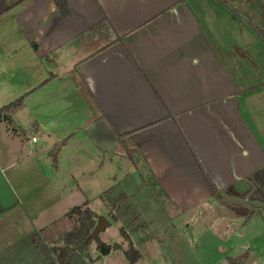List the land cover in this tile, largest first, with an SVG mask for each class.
Listing matches in <instances>:
<instances>
[{"label": "crops", "instance_id": "0c3cea01", "mask_svg": "<svg viewBox=\"0 0 264 264\" xmlns=\"http://www.w3.org/2000/svg\"><path fill=\"white\" fill-rule=\"evenodd\" d=\"M251 31L215 0H65L64 13L55 0H0V58L38 66L41 102L93 106L84 128L99 149L142 162L140 183L181 213L228 210L226 228L245 223L249 198L264 204V78L253 70L264 50ZM38 124L48 141L61 128Z\"/></svg>", "mask_w": 264, "mask_h": 264}, {"label": "rangeland", "instance_id": "374dc122", "mask_svg": "<svg viewBox=\"0 0 264 264\" xmlns=\"http://www.w3.org/2000/svg\"><path fill=\"white\" fill-rule=\"evenodd\" d=\"M254 37L251 43L257 41L264 50ZM18 53L15 56L21 58ZM13 57L6 61L0 58V107L22 98V107L13 113V122H0V264H51V259L41 253L63 245L62 238L74 228L75 221L67 218L66 212L84 203L95 213L96 223L101 217L110 221L98 238L121 247L113 250L108 262L95 264H227L224 255L235 258L240 253L248 256L243 264H264V212L259 216L257 211L264 204L260 200H247L251 210L243 213L245 223L236 228H226L232 214L228 216L231 212L221 208L201 215L198 211L181 213L156 189L152 191L142 162L138 161L136 167L129 158L121 161L96 146L100 138L84 128L94 121L93 106L41 102L38 66L22 63L23 70H18L8 61ZM259 68L253 70L264 78V68ZM31 89L34 91L27 94ZM38 119L47 128L61 127L51 141ZM70 122L73 129L66 133L65 125ZM32 136L36 144H31ZM62 142L64 147L54 155ZM12 160L17 165H8ZM112 186L117 193L111 197L119 192L126 196L114 207L110 200L101 199ZM254 196L261 195L256 190ZM138 211L142 214L137 215ZM120 228L137 252L134 262L125 255L129 242L119 233ZM35 236L41 241L38 248L31 244ZM86 253L89 256H82L84 264H93L101 256L95 241Z\"/></svg>", "mask_w": 264, "mask_h": 264}, {"label": "trees", "instance_id": "16d2710c", "mask_svg": "<svg viewBox=\"0 0 264 264\" xmlns=\"http://www.w3.org/2000/svg\"><path fill=\"white\" fill-rule=\"evenodd\" d=\"M222 6L231 9L237 16L243 18L252 31L258 35L264 43V0H215ZM239 1V3H235ZM249 3L254 4L255 10L249 6ZM58 10L65 12V0H55ZM236 6V7H235ZM22 107V98L0 107V122L12 123V114ZM117 193L115 186L110 187L103 192L101 199L105 202L110 200L114 206L125 200L126 196L123 192H119L115 197L112 194ZM69 219H75L74 228L67 231L62 238V246H53L49 251L42 252V256L51 259V264H84L82 256L88 250L91 242L95 241L96 249L101 256L107 255L114 249H120V245L112 246L102 242L98 237H91L92 230L95 226V213L88 207L87 203L82 206L72 207L65 215ZM119 233L129 242V248L125 251V255L130 262L137 259V252L130 244V238L123 228L119 229ZM35 241L31 244L34 248H38L41 244L39 238L34 237ZM44 245V244H42ZM45 246V245H44ZM40 247V246H39ZM45 248V247H44ZM41 251V250H40ZM132 254V255H131ZM246 259V254L236 258H228V264H243Z\"/></svg>", "mask_w": 264, "mask_h": 264}, {"label": "water", "instance_id": "95a60500", "mask_svg": "<svg viewBox=\"0 0 264 264\" xmlns=\"http://www.w3.org/2000/svg\"><path fill=\"white\" fill-rule=\"evenodd\" d=\"M58 148L59 145L56 146L55 151L53 153L54 155L57 153ZM109 225H110V221L108 219L103 217L99 218L92 230L91 237L93 239L97 238L99 233L101 231H105ZM85 256L88 257L89 256L88 253H85Z\"/></svg>", "mask_w": 264, "mask_h": 264}, {"label": "built area", "instance_id": "2783aa9c", "mask_svg": "<svg viewBox=\"0 0 264 264\" xmlns=\"http://www.w3.org/2000/svg\"><path fill=\"white\" fill-rule=\"evenodd\" d=\"M36 141H37V140H36V137H35V136H32V137L30 138V142H31V143H36Z\"/></svg>", "mask_w": 264, "mask_h": 264}]
</instances>
